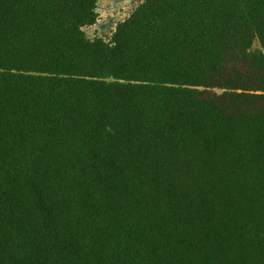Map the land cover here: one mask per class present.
<instances>
[{
    "label": "trees",
    "instance_id": "16d2710c",
    "mask_svg": "<svg viewBox=\"0 0 264 264\" xmlns=\"http://www.w3.org/2000/svg\"><path fill=\"white\" fill-rule=\"evenodd\" d=\"M97 18L0 0V264H264V0Z\"/></svg>",
    "mask_w": 264,
    "mask_h": 264
},
{
    "label": "rangeland",
    "instance_id": "374dc122",
    "mask_svg": "<svg viewBox=\"0 0 264 264\" xmlns=\"http://www.w3.org/2000/svg\"><path fill=\"white\" fill-rule=\"evenodd\" d=\"M144 0H97L98 18L94 25L85 27L88 38L110 41L115 27L126 19ZM255 47L258 44L255 43Z\"/></svg>",
    "mask_w": 264,
    "mask_h": 264
}]
</instances>
